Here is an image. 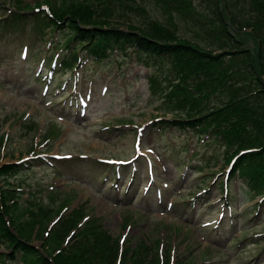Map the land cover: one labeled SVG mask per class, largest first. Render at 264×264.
Instances as JSON below:
<instances>
[{
	"label": "rangeland",
	"instance_id": "374dc122",
	"mask_svg": "<svg viewBox=\"0 0 264 264\" xmlns=\"http://www.w3.org/2000/svg\"><path fill=\"white\" fill-rule=\"evenodd\" d=\"M81 2L106 26L139 31L152 20L169 25L189 47L219 61L202 78L190 74V79L187 59L174 64L186 81L177 83L176 100L188 91L196 96L185 97L182 107L172 103L174 93L163 97L161 89L152 88L148 78L153 74L161 81L158 70L134 48L123 57H85L66 69L60 60L68 49L60 45L70 36L69 27L95 26L63 14L56 23L51 14ZM218 3L0 0V170H20L0 176V188L16 195L11 197L16 204L10 202L15 237L26 241L23 233L30 235L28 242L53 264H60L62 247L76 251L74 237L90 239L98 224L120 251L144 243L154 264H264V200L248 199L240 176L231 178L229 195H222L220 185L233 170L224 140L161 122L219 109L224 120L228 98L245 95L242 108L255 121L246 122L242 134L264 142L257 141L264 136L258 115L264 118V73L254 57L264 61V26L246 14L250 0ZM194 98L196 108L190 106ZM209 119L218 122L216 116ZM51 130L58 135L49 137ZM77 209L83 210L76 213L81 214L78 229L62 234L61 221ZM1 252L9 249L0 243ZM125 260L117 264H133Z\"/></svg>",
	"mask_w": 264,
	"mask_h": 264
},
{
	"label": "trees",
	"instance_id": "16d2710c",
	"mask_svg": "<svg viewBox=\"0 0 264 264\" xmlns=\"http://www.w3.org/2000/svg\"><path fill=\"white\" fill-rule=\"evenodd\" d=\"M208 1L211 3L216 2L217 7H219L218 0ZM178 2L182 3L183 0H178ZM250 2L251 11L246 14L250 13L249 15H252V21L259 24L260 27L264 26V0H250ZM69 6L66 7L67 9H62L60 14L58 10L55 11L57 14L52 13V16L54 17L53 21L58 23L57 20L62 18L63 15H66L69 17V19L72 18L74 22L78 21L79 23L88 25L93 24L95 27L89 29L78 26L77 24L74 27H69L70 36H67L68 38L66 39V42L60 45L63 47L65 46L68 49V56H64L63 58V64L66 66V68L78 65L79 62L82 61L84 53L85 55H92L98 58L99 56L110 57L111 55H121L120 53L122 52L120 50H124L126 53L125 49L127 46L136 47L139 57L142 55L147 56L149 58V62H147V64L149 66H156V69H158L156 75L161 79V81H158L153 75V77L150 79L152 88H156L159 85L157 84L159 82L166 84L167 86L162 87L164 90L161 91V95L163 97H169V93H174V95L171 97L172 103L177 104L178 107H182L185 97H188V95H192L193 97L196 96L195 94H192L190 91H188L185 93L184 98L182 97L179 100H176V98L179 96L175 93L180 87V84L177 83H184L186 81H183L182 76L179 75V73H181L180 70L174 64H179L182 59H187L189 61L188 63H190L187 65V74L189 75L190 79L192 77L190 74H193L194 77L197 75L202 78L201 74H207L208 71H212L214 69L213 65L219 61V58H217V56L214 57L215 55H212L211 53L189 47L187 44H185L188 42L184 41L177 34H175L173 27L169 25L152 20V23H148V27L139 28L141 29L139 30L141 32L140 34L138 33L139 31L120 29L106 26L103 22L99 23L95 20L96 14L93 11L94 8L91 10L90 8L92 7L86 3L81 2L79 6ZM179 7L180 6L177 8ZM75 8L78 9V11L75 10ZM181 8H189V6L183 5ZM80 9L86 13H81ZM225 9L228 10L231 8ZM93 12L94 18H92ZM232 16L234 23L236 18H234L235 16L233 13ZM91 21L92 24H90ZM218 22L222 23L223 19L219 18ZM235 23L239 24V21L236 20ZM143 32L151 34L155 37H150L146 34H143ZM222 32L227 33V30L222 28ZM158 40L163 41L159 43ZM79 41H82L83 43L80 46H77ZM175 41H181L183 44L177 43ZM232 44L233 47H236L234 42ZM192 50L195 53L194 55H191ZM244 50L247 51V49ZM254 57L258 62L261 61L264 73V61L260 59V55L259 57L257 56V58L256 55H254ZM174 68L176 70H174ZM184 70H186V68H184ZM234 99L236 101H233ZM234 99L228 100L227 110L229 114L224 120H220L218 115L219 109L209 111V113L200 116H196L195 113H191L188 118L174 119L172 121L164 120L161 122H164L165 124L172 122L179 128H196V130H194L195 132H208L213 134L218 139H223L226 149L225 158L227 161H230L232 156H235L239 154L241 150H244V152L239 155L233 165L234 171L232 172V175H237L236 172L238 171L237 173L240 174L244 183L247 184V193L250 195V197L254 198L257 195L264 196V142L260 144L255 141H250L254 140L255 138L252 137L249 139L251 133L247 131L242 134L243 127L246 126V122L254 123L255 120L252 118L254 116L251 114V111L246 112V110L242 108L243 104L241 101H244L246 96L237 95V97ZM198 105L199 99H192L190 106L196 108ZM211 115L216 116L218 122L214 123L213 120H210L209 118H213ZM258 115L264 122V118L260 114ZM228 122L230 124H228ZM228 125H230L231 131L228 128ZM245 134L250 135L245 137ZM261 139H264V136L258 138L257 141H261ZM230 152H233V154ZM19 171V169L13 170L4 167L0 170V176L11 174L12 172L13 174H17ZM10 190L13 189L0 188V243L4 244L9 249V252L0 253V264H53L48 259V257L44 255V253H41L39 250H37V248L33 247L31 243L28 242V237H30V235L22 232L26 241H23L22 239H19L13 235L15 233V229L12 230L11 227H13L12 225L15 223V220L10 215V202L13 201L14 204H16V201L11 199V197L13 198L16 195L14 193L11 194ZM81 211L83 210L77 209L74 215H71L70 217L61 221L62 225L60 231L62 234L65 233L68 235L71 231L78 229V223L80 222L79 216L81 214H78L77 216L76 213ZM8 215L10 216L11 220L9 217H7ZM8 220H10V222H8ZM102 227V224H98L96 226V230H92L90 239L84 234H82L81 237H74L76 242L72 247L76 251L73 252L72 250L62 247L60 249V254L56 257L57 260H59V263L117 264L119 261L124 262L126 261L125 259L128 258V260H131L133 264H154V259L151 257V253L148 252V248L144 243L136 244V246L133 248L131 247L130 250L126 248L125 250L120 251V247L114 243L112 236L103 230ZM61 232L58 234L59 238L63 237ZM58 246L60 245L54 246L53 249Z\"/></svg>",
	"mask_w": 264,
	"mask_h": 264
},
{
	"label": "bare ground",
	"instance_id": "6f19581e",
	"mask_svg": "<svg viewBox=\"0 0 264 264\" xmlns=\"http://www.w3.org/2000/svg\"><path fill=\"white\" fill-rule=\"evenodd\" d=\"M228 100H230V98H228Z\"/></svg>",
	"mask_w": 264,
	"mask_h": 264
}]
</instances>
